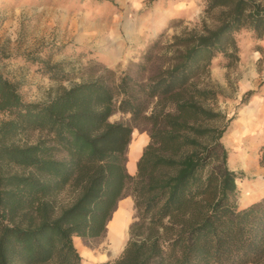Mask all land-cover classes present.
Masks as SVG:
<instances>
[{"label":"trees","instance_id":"1","mask_svg":"<svg viewBox=\"0 0 264 264\" xmlns=\"http://www.w3.org/2000/svg\"><path fill=\"white\" fill-rule=\"evenodd\" d=\"M205 1L212 27L155 40L120 76L90 63L86 78L33 102L0 72V264H85L74 238L103 237L128 195L126 246L99 264H264V196L237 203L240 174L223 141L233 117L210 81L214 59L240 62L238 32L264 37V0ZM38 64L54 80L75 78ZM138 125L149 142L131 174ZM31 132L35 142L16 141Z\"/></svg>","mask_w":264,"mask_h":264},{"label":"rangeland","instance_id":"2","mask_svg":"<svg viewBox=\"0 0 264 264\" xmlns=\"http://www.w3.org/2000/svg\"><path fill=\"white\" fill-rule=\"evenodd\" d=\"M205 7V0H0V72L17 84L25 101L43 102L86 78L90 63L114 69L120 76L155 40L167 43L185 30L212 27ZM236 37L240 62L229 69L214 59L210 81L221 92L218 106L233 117L223 141L230 168L240 174L237 203L243 207L264 193V37L257 40L246 30ZM42 60L58 63L75 78H50L41 71ZM248 91L253 94L247 96ZM129 117L116 113L111 120ZM134 130L148 133L142 125ZM37 138L38 133L31 132L16 141L33 143ZM139 157V149L132 148L129 172H135ZM76 243L85 264H91L87 248L99 252L107 247L105 235L90 244L82 241L87 248Z\"/></svg>","mask_w":264,"mask_h":264},{"label":"crops","instance_id":"3","mask_svg":"<svg viewBox=\"0 0 264 264\" xmlns=\"http://www.w3.org/2000/svg\"><path fill=\"white\" fill-rule=\"evenodd\" d=\"M133 135L135 139H133L129 144L128 156L132 152V148L133 150L139 149L141 156L144 147L149 142V135L146 132L145 133L137 132L136 134L135 130L133 132ZM130 173L134 174L135 172L134 173L130 172ZM263 196L264 193L255 197L254 199H252V201L257 200ZM252 201H250L249 203H251ZM249 203H247L246 205H248ZM135 214H136V209L134 205V199L131 195H128L119 201L117 209L113 213V216L108 223L107 233L105 234L106 246H107L105 250L94 252L89 248H87L82 243L80 237H75V243L79 241L91 253V255L90 254L88 255L87 261H89L91 264H98L119 255L124 249L125 244L129 238V228H130V224L135 219ZM77 248L79 249L78 246Z\"/></svg>","mask_w":264,"mask_h":264}]
</instances>
